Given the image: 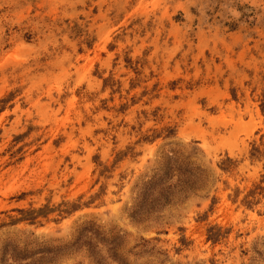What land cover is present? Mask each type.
Returning a JSON list of instances; mask_svg holds the SVG:
<instances>
[{"label":"rangeland","instance_id":"obj_1","mask_svg":"<svg viewBox=\"0 0 264 264\" xmlns=\"http://www.w3.org/2000/svg\"><path fill=\"white\" fill-rule=\"evenodd\" d=\"M264 0H0V264H264Z\"/></svg>","mask_w":264,"mask_h":264},{"label":"trees","instance_id":"obj_2","mask_svg":"<svg viewBox=\"0 0 264 264\" xmlns=\"http://www.w3.org/2000/svg\"><path fill=\"white\" fill-rule=\"evenodd\" d=\"M252 156L259 158V157L264 156V152H262L261 149H259L258 147H254L253 152H252Z\"/></svg>","mask_w":264,"mask_h":264}]
</instances>
